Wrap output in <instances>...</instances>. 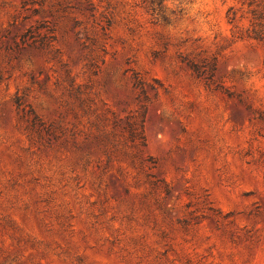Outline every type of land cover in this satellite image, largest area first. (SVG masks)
<instances>
[{
  "label": "rangeland",
  "instance_id": "obj_1",
  "mask_svg": "<svg viewBox=\"0 0 264 264\" xmlns=\"http://www.w3.org/2000/svg\"><path fill=\"white\" fill-rule=\"evenodd\" d=\"M249 26L238 0H0V264H264Z\"/></svg>",
  "mask_w": 264,
  "mask_h": 264
},
{
  "label": "trees",
  "instance_id": "obj_2",
  "mask_svg": "<svg viewBox=\"0 0 264 264\" xmlns=\"http://www.w3.org/2000/svg\"><path fill=\"white\" fill-rule=\"evenodd\" d=\"M242 6H247L250 14V26L245 31L238 34L241 39L248 38L258 42L264 43V12L258 8H254L255 0H238ZM25 1L24 3H26ZM237 14L234 8L228 11V18L231 23L236 20ZM191 68L198 72L195 65H191Z\"/></svg>",
  "mask_w": 264,
  "mask_h": 264
}]
</instances>
